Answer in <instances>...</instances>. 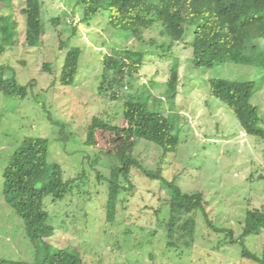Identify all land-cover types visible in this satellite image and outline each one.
<instances>
[{
    "label": "rangeland",
    "instance_id": "obj_1",
    "mask_svg": "<svg viewBox=\"0 0 264 264\" xmlns=\"http://www.w3.org/2000/svg\"><path fill=\"white\" fill-rule=\"evenodd\" d=\"M42 2L44 30L39 46L26 44L24 0H14L15 44L0 55V66L10 67L6 76L30 85L25 99L0 93V259L43 264L49 252L43 243L35 246L29 240L23 220L3 195V173L17 147L25 138L42 137L50 143L48 163L61 166L64 181L74 179L62 200L44 199L52 228L45 242L51 250L73 252L84 264H259L242 252L246 247L259 259L264 255V139L243 132L227 106L210 96L209 82L213 78L255 81L251 102L264 121V70L235 63L196 69L193 28L174 44L172 53L164 52L112 28L107 12L83 22L77 0ZM9 14L0 3V43L2 18ZM59 17L55 25L52 19ZM161 30L155 24L144 36L159 45L169 42ZM72 47L82 52L80 68L73 86H62L59 75ZM113 48L144 52L139 78L127 83L117 101L98 93L102 60ZM175 63L180 67V84L171 102L164 93ZM125 95L146 100L151 110L174 123L178 152L164 155L154 143L99 129L92 145L86 144L93 117L126 127ZM119 151L150 170H161L163 179H149L133 169L134 188L121 192L115 221L108 223L105 204ZM170 181L184 193L204 194L208 222L202 211L196 212L190 245L169 244L167 238L166 183ZM232 236L239 242H232Z\"/></svg>",
    "mask_w": 264,
    "mask_h": 264
},
{
    "label": "trees",
    "instance_id": "obj_2",
    "mask_svg": "<svg viewBox=\"0 0 264 264\" xmlns=\"http://www.w3.org/2000/svg\"><path fill=\"white\" fill-rule=\"evenodd\" d=\"M11 14L3 16L0 55L14 46L17 21L13 16L14 0H0ZM84 13L83 22L107 12L108 23L115 30L129 33L139 43L151 48H162L172 53L175 43L186 37L193 28L191 43L193 64L196 69L212 68L220 63H235L264 70V0H77ZM42 0H24L22 13L25 17V41L30 47L40 44L44 25ZM59 18L52 19L57 25ZM160 24L161 35L169 42L161 45L154 39L147 40L146 30ZM259 41L258 46H252ZM102 60L101 82L98 93L101 97L117 101L122 99L127 83L139 78L144 64V52L128 48H113ZM82 52L70 48L64 58L59 75L62 86H73L80 68ZM10 67L0 66V93L13 99H25L30 85H22L15 76H6ZM46 69L50 68L46 65ZM179 65L173 64L166 83L165 99L173 102L179 93ZM209 94L224 103L238 120L243 132L264 139L261 126L263 115L251 100L256 82L234 81L222 78L210 80ZM123 119L126 127H118L93 117L87 129L86 144L92 145L96 131L104 130L125 133L157 145L164 155L178 152L180 140L175 134L174 123L163 113L151 110L146 100L125 95ZM49 140L42 137L25 138L11 156L3 173L5 202L23 220L25 232L35 245L44 244L49 252L43 264H84L77 254L63 250H51L45 239L52 234L48 224L49 213L44 208V199L52 196L53 202L62 200L70 191L74 179L63 180L60 165L48 163ZM119 166L111 173L108 198L105 204L106 221L116 218L119 197L122 191L134 188L132 170L139 171L149 179H163L161 170H150L138 159L123 151L116 153ZM40 183V184H39ZM169 190V217L166 231L169 244L184 242L190 245L196 227V212L202 211L207 222L204 194L201 191L184 193L175 181L166 183ZM232 242H239V239ZM242 255L264 264L262 259L243 248ZM0 264H29L22 261L0 259Z\"/></svg>",
    "mask_w": 264,
    "mask_h": 264
}]
</instances>
